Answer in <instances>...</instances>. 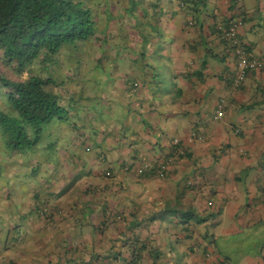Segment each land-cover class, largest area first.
Instances as JSON below:
<instances>
[{
    "label": "crops",
    "instance_id": "obj_1",
    "mask_svg": "<svg viewBox=\"0 0 264 264\" xmlns=\"http://www.w3.org/2000/svg\"><path fill=\"white\" fill-rule=\"evenodd\" d=\"M236 18L243 20L241 40L261 64L232 89L227 73L234 71L235 60L218 27ZM168 35L176 71L172 84L180 95L172 93V103L168 94L156 102L147 89L123 84L120 95L127 103L117 99L120 114L114 109L103 113L102 106L101 116L90 113L84 127L92 133L90 142L83 147L80 139L83 152L69 153L76 158L72 164L80 167L74 177L91 178L88 192L122 191L119 200H108L120 206L119 212L108 211V197L98 203L80 196L64 200L71 184L42 187L49 193L38 199L33 195L38 201L33 210L45 203L67 213L58 227L44 226L46 254L55 253L36 264H123L105 255L129 256L132 247L124 240L132 235L124 219L158 217L169 203L189 216V225L172 224L168 264H264V0H191L189 5L172 0ZM219 103L220 115L214 118ZM81 129L79 136L85 138ZM173 138L183 152L163 177L137 172L146 159H164ZM87 151L94 152L89 163L84 160ZM94 213L97 221L91 223ZM117 214L126 217L118 221ZM134 232L144 242L146 235H159L143 226ZM96 254L103 259H94Z\"/></svg>",
    "mask_w": 264,
    "mask_h": 264
},
{
    "label": "trees",
    "instance_id": "obj_2",
    "mask_svg": "<svg viewBox=\"0 0 264 264\" xmlns=\"http://www.w3.org/2000/svg\"><path fill=\"white\" fill-rule=\"evenodd\" d=\"M95 1L0 0V151L19 154L26 164L33 165V171H36L40 161H49L55 154L54 138L60 135L57 125L68 121L71 122L69 123L71 129L79 131L90 122L87 119L79 125L73 122L78 118L80 111H93L95 105L92 103L81 105L90 98L83 96L82 92L65 97L54 89L57 85H63V81L57 83L52 76L55 63L65 50L76 51L81 44L92 46L96 43L97 48L104 51L105 44L115 37L112 34L107 36L98 28ZM128 1L129 5L123 11L124 14L134 16V26L131 30L138 37V41L128 39L124 45L115 44L117 53L118 47L125 48L128 52L121 58L107 54L97 58L92 85L99 88L103 86L104 80L101 77L110 78L108 68L111 64L122 60L132 71L123 78L126 87L133 88L139 85L147 89L150 97L156 102L168 94L172 103V94L170 91L166 92L163 86V84L174 86L172 78H169L171 75L162 77L164 73H169L172 65L169 49L166 46L172 42V37H167V30L158 22L151 23L150 29L145 31L141 27L143 25L139 15L133 14L140 6L141 16H147L149 14L147 6L150 5L154 19H159L164 13L163 7L160 6L162 0H150L146 5H143L144 0ZM167 1L172 2V0ZM175 1L182 5L191 3V0ZM69 56L72 59L73 56L71 54ZM35 64H41V69L37 70ZM173 88L175 89V86ZM180 93L179 88L173 93V97H178ZM71 111L74 112L71 114ZM93 112L95 116H101L100 106H97ZM47 125H53L55 128L53 131L49 130L48 135L52 136L50 143L43 145ZM72 159H76L74 155ZM34 196L38 199L40 194L35 193ZM45 206V203H41L36 209L41 211L42 215H47ZM55 208L57 211V206ZM158 213H160L158 217L153 213L143 220L134 218L126 222L124 219L125 230L132 235L124 240V242L129 241L132 247L129 256L121 252H112L105 257H113L123 264H138L144 260L151 261L150 264H168V259L172 262V224L176 222L187 227L189 216L184 214L181 208H172L171 203L162 207ZM116 217L126 216L117 214ZM104 223L105 221L101 222L100 229H103ZM138 226H143L146 230L154 226L159 235L156 238L146 235L144 242L140 239L141 233L134 232ZM15 235L10 237L11 240L4 241L5 247L9 245L10 250V241L13 245V240L17 239ZM10 254L8 250L5 264H17L16 258ZM100 255L96 254L94 259L101 257L103 259L104 256ZM164 258L167 260L164 261Z\"/></svg>",
    "mask_w": 264,
    "mask_h": 264
},
{
    "label": "rangeland",
    "instance_id": "obj_3",
    "mask_svg": "<svg viewBox=\"0 0 264 264\" xmlns=\"http://www.w3.org/2000/svg\"><path fill=\"white\" fill-rule=\"evenodd\" d=\"M148 1L150 0H144L143 5H146ZM128 5V0H96L94 2V7H96L98 12V28L103 30L107 36L112 34V36L115 37L113 40L105 44L104 51L97 48L98 44L96 43L92 46L81 44L76 51L69 52L65 50L57 59L55 70L53 71L52 77L55 81L57 83L63 81V85H57L54 87L56 91L61 92L65 97L72 93L78 94L82 92L83 96L89 97L90 99L89 101H83L81 105H90L92 103V105H95V108L97 106H102L103 113H107L114 109L120 114V105L117 103V99H121V103H127V99L122 98L120 95V87L123 86V78L132 73L127 63L119 60L116 63L111 64L108 68L111 77L106 78V76H102L101 78L104 82L103 86L100 88L96 85H92V75L96 73L94 65L97 62V58L103 54L110 55L111 57L117 55L121 58L128 53L125 48L120 49L119 47V52L117 53L115 44L124 45L126 40L128 42V39H132L134 42L138 41V37L131 30L132 26H134V16L124 14L123 11ZM160 6L163 7L162 10H164V13L160 15L159 19H154L152 15V6L150 5L147 6L149 12L147 16H141L140 6L135 9L133 14L139 15L141 24L143 25L141 27H143L145 31L150 29L151 23L158 22L161 27L168 31L169 34H172V2L170 3L167 0H162ZM167 37H169V35H167ZM168 44L166 45L169 49L168 53H170L169 55L172 57V42H170V45ZM70 54L75 59H73V57L70 59ZM35 66L37 70L41 69V64H35ZM175 73L176 71L174 67L170 65L169 73H164L162 77L170 74L171 76H169V78L171 79L172 74ZM163 86L166 89V92L170 91V94L175 93L173 85L170 86L168 84H163ZM123 96H125V94H123ZM111 104L112 106L109 109L107 106H110ZM95 108L93 111H95ZM93 111L83 110L73 122H75L76 125L83 123L82 121L90 118L89 114L93 113ZM107 121L108 120L103 119L102 123L105 124ZM69 123L71 122L64 121L61 125L56 126L59 127L61 135L56 138L53 137L56 143L55 154H53V157H51L49 161H40L36 171H33V165L26 164L24 158L19 154H9L0 151V264H5L8 250L12 254H10V256L16 258L17 264H36L37 262L45 261L50 255L55 253L52 251L51 253L46 254L48 246L45 244V237L42 236L45 235L47 231L43 228L46 225H49V228L58 227L57 222H61L60 217L63 215V212L67 213V211L65 208L62 209V207L55 211L50 207L45 206L47 209V215H42L40 213L41 211H36L37 209L33 210L35 203L36 205L38 203V201L33 198V195L38 193L40 194V198L44 195H48V190L42 189V187H46L47 184L59 187L63 184H71L70 188L64 195V200L67 201L74 196H80V198L90 200L94 199L97 203L105 197H108L105 198L106 201L114 199L119 200L121 198V190L114 192L113 194H111L112 190H108V194H106V190L100 191L97 189L88 192L90 190L88 185L91 183V178L89 179V177L85 175H82L79 178L74 177L75 172H77L80 167L72 164V156H69V153L74 152L75 154H79L78 152L83 150L82 147L78 148L79 142L83 140L82 146L84 147L86 143L90 142L87 140V138H89L88 133L90 135L92 133L88 127L85 129L83 128L81 129V132L82 130L83 132H86V137L81 138L78 131L69 127ZM54 128L55 126L53 125H47L42 141L43 145L50 143L52 136H49L48 133L49 130L53 131ZM93 154V151H87V156L84 155L85 162L89 163V158ZM98 168V170H101L100 167ZM81 177L83 179H80ZM62 196L63 194L58 198H61ZM108 202L109 204L107 203L106 205L108 211L118 213L120 206H117L114 202ZM94 208L97 209L99 206ZM89 219L91 220V223L96 222L97 217L95 213L93 216L89 217ZM116 220L119 221L120 218L116 217ZM79 222L82 221L79 220ZM151 228L154 229L155 227L153 226ZM14 235L17 239L13 240V245L12 241H10V250L9 245H6L5 247L4 241L11 240L10 237H14ZM5 248L8 250L6 251ZM51 257L54 258V256Z\"/></svg>",
    "mask_w": 264,
    "mask_h": 264
},
{
    "label": "built area",
    "instance_id": "obj_4",
    "mask_svg": "<svg viewBox=\"0 0 264 264\" xmlns=\"http://www.w3.org/2000/svg\"><path fill=\"white\" fill-rule=\"evenodd\" d=\"M242 25L243 20L241 18H236L230 21L226 26L218 27L219 36L227 41L232 49L235 60L234 71L227 73L230 77L229 85L232 89H238L245 80L247 72L258 68L261 64L260 59L251 52L249 46L244 43L239 36ZM221 108L222 104L219 103L214 118L219 117ZM182 152L183 147L178 144V138H173L172 147L164 159L160 161L146 159L137 167V172L147 173L148 175L158 178L163 177Z\"/></svg>",
    "mask_w": 264,
    "mask_h": 264
}]
</instances>
